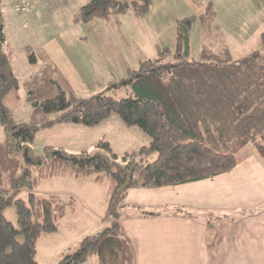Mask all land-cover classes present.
I'll list each match as a JSON object with an SVG mask.
<instances>
[{
	"label": "trees",
	"instance_id": "16d2710c",
	"mask_svg": "<svg viewBox=\"0 0 264 264\" xmlns=\"http://www.w3.org/2000/svg\"><path fill=\"white\" fill-rule=\"evenodd\" d=\"M152 4L153 0H89L75 17L86 22L96 17L117 18L130 9L144 15ZM5 8V1L0 0V121L7 131L0 142V264H38V238L56 231L68 206L74 204L72 196L36 193L34 187L42 178L67 171L108 181L106 225L85 235L75 250L50 264H92L93 256L98 257L97 264H135V247L121 224L128 215L130 189L216 176L236 167L248 145L264 160V32L261 47L237 59L227 50L215 51L207 45L196 59L190 56L189 37L197 14L177 22V42L185 44V50L172 53L170 47H161L157 56L145 57L138 69H130L128 76L114 84L131 83L135 95L116 98L98 92L83 97L60 89L52 97L34 101L44 111L56 113L48 124L94 125L117 114L124 125H138L149 133L148 144L126 151L117 169L110 155L99 150L70 153L61 146L47 145L45 155H36L31 142L38 126L16 122L4 102L19 82L7 46ZM205 9L198 14L204 21L215 18L211 2ZM97 146L116 156L105 138ZM156 151L157 156L149 159ZM23 189L27 199L17 197ZM12 201L17 225L4 214ZM142 214L158 212L145 209ZM21 233L23 240L18 238Z\"/></svg>",
	"mask_w": 264,
	"mask_h": 264
},
{
	"label": "rangeland",
	"instance_id": "374dc122",
	"mask_svg": "<svg viewBox=\"0 0 264 264\" xmlns=\"http://www.w3.org/2000/svg\"><path fill=\"white\" fill-rule=\"evenodd\" d=\"M31 1L32 6L28 12L22 13L16 0L5 11L7 46L19 81L17 88L4 97L5 104L11 110L16 122H29L38 126L31 142V148L36 155H45L47 145L61 146L70 153L84 149L95 153L99 150L110 155L115 161L113 168L117 169V163H123L122 156L126 151L138 149L150 142L149 133L138 125H124L117 114L94 125L63 121H53L48 124L46 122L55 118L56 113L44 111L42 106L35 104L34 101L52 97L60 89H66L83 97L98 92H104L116 98L135 95L131 83L114 84L128 76L130 69H138L145 57L158 55V51L154 52L152 48L155 41H162L161 44L170 47L172 53L185 50V44L177 42V27L170 26L166 10L158 4L159 0H153L150 11L144 15H132L134 12L130 9L126 13L119 14L117 18L96 17L88 22L74 18L72 13L76 9H69L70 6L67 5L75 3V0ZM179 1L175 0L178 7H181ZM212 1L220 2L227 13H230L229 10L232 13L238 11L240 16L248 17L249 20L245 21L243 26H249L251 30L264 21V0ZM84 3L87 1L85 0ZM191 7L193 11L190 12L192 13L190 16L197 14V17L190 26L189 52L191 57L198 59L201 58L204 45L219 51L222 42L216 39L215 27L201 26V16L198 14L206 10L205 6H202L201 2H194ZM250 11L256 12L252 15ZM135 16L137 19L134 18ZM247 31L244 30L243 34L246 35ZM239 33L238 30L234 35ZM234 44L230 48L232 56L246 55L250 49L252 51L258 47L254 43L236 46L238 42L234 41ZM227 49L229 50L228 47ZM122 55L126 57V62ZM6 135V127L0 121V142ZM100 138L110 142L116 156L111 155L103 147L97 146ZM251 148L252 146L248 145L243 151V153L246 152L245 157H249L253 152ZM156 156L157 151L149 155V159ZM253 161L251 156L246 164L249 165ZM208 184L210 187L206 199L210 202L213 197L211 186L217 184V181L213 180ZM172 186H180L182 189L185 184L130 189L125 211L131 214L139 210L138 201L140 204L144 203L142 205L148 209L159 210L163 206L165 208L174 205L176 199H187L185 195L174 196ZM107 190L108 181H95L92 175L76 178L74 174L67 171L42 178L36 184L34 191L38 194L47 195L56 192L65 198L71 195L74 198V204L68 206L59 228L54 232L44 233L38 238L36 255L38 264L57 263L64 253L75 250L85 235L96 233L106 225L107 222L103 218L108 205ZM140 190L149 191H144L146 194L140 195ZM225 192L234 195V200L229 204L247 203L249 201L246 199L247 196L252 194L251 192L242 194L239 187H233L232 191ZM27 195V190L23 189L18 192L17 197L27 199ZM253 205L251 204L250 207ZM242 207H236L235 211L243 209ZM232 210L234 209L228 211ZM204 213L206 231L211 214H213L211 225H222L218 221L221 214L208 210ZM236 213L223 214V217L227 215L228 217L222 222L230 226L237 220L234 219L237 217ZM246 213L247 211H242L239 216L242 217ZM4 214L14 224H18L14 201L5 208ZM221 230L223 231V228ZM18 238L23 240V234H19ZM97 261L98 257L94 256L91 263L94 264Z\"/></svg>",
	"mask_w": 264,
	"mask_h": 264
},
{
	"label": "crops",
	"instance_id": "0c3cea01",
	"mask_svg": "<svg viewBox=\"0 0 264 264\" xmlns=\"http://www.w3.org/2000/svg\"><path fill=\"white\" fill-rule=\"evenodd\" d=\"M4 1L6 8H9L15 0ZM84 1L75 0V3L67 5L70 6L69 9H76L73 13L71 11L70 13L76 16ZM196 1H200L202 6H206L211 2L215 9V18L211 17L209 20L204 21L202 17L200 23L201 26L216 28V39L222 42L219 51L227 50L232 56L230 48L233 46L234 41L238 42L236 46L254 43L258 46L255 49L261 47L264 21L260 26H256L254 30H251L248 28L249 26H243L249 18L243 15L240 16L241 14L238 11L232 13L229 10L230 13H227L220 2L213 3L212 0ZM247 1L251 2L252 0ZM180 3L181 7H178L175 0L158 1V4L166 10L167 21L170 26L177 27L179 19L190 17V14H192L190 12L193 11L191 7L193 0H189V2L181 0ZM255 12L250 11V14L254 15ZM132 15L136 14L133 13ZM74 18L76 19V17ZM134 18L137 19L136 16ZM154 20L157 23L155 18ZM238 30L240 33L234 35ZM244 30H248L246 35L243 34ZM138 38L140 41V36ZM161 42L155 41L152 45L154 52H159L161 47H165ZM136 46H139V44H136ZM255 49H252V51ZM249 52H251V49ZM233 56L234 59L241 57V55ZM121 57L126 62V57L124 55ZM245 154L236 167L224 173L196 182L171 184H185L182 189H180V186H172L174 196L185 195L187 198L176 199L173 203L176 206L170 205L172 207L167 206L165 208L163 206L162 209L154 210L158 214L145 215L142 214L143 210L153 209L144 207L142 205L144 203L140 204V201H138L139 210L131 214L126 210L128 215L122 217L121 224L125 236L135 247V264H264V160L257 151L251 152L249 157H245ZM251 156L254 161L247 165L246 161ZM75 177L78 178L76 175ZM213 180H216L217 184L211 186L213 197L212 201L209 202L206 199V194L210 187L208 183ZM233 187H239L242 194L251 192L252 194L246 198L249 201L247 203L233 202L229 204L234 200V195L227 194L225 191H232ZM144 191L149 190H140V195L146 194ZM71 196L73 197V195ZM127 198H129V195ZM138 198L140 199V197ZM251 204L254 205L250 207ZM238 206H243V209L235 211ZM178 208H183V211H176ZM229 209L234 210L228 211ZM207 210L221 214L218 221L222 224L211 225V220H213V214H211V220L207 221L209 223L208 233L204 213ZM242 211H247V213L240 217L239 213ZM185 212L187 213L185 214ZM235 212H237V217L234 219L237 220L231 223L230 226L222 222L228 217V215L223 217V214H235ZM222 226H225L224 231L216 232L219 228H223ZM218 233L222 234L221 238H219ZM92 258L90 261H92Z\"/></svg>",
	"mask_w": 264,
	"mask_h": 264
},
{
	"label": "built area",
	"instance_id": "2783aa9c",
	"mask_svg": "<svg viewBox=\"0 0 264 264\" xmlns=\"http://www.w3.org/2000/svg\"><path fill=\"white\" fill-rule=\"evenodd\" d=\"M22 13L28 12L32 6L31 0H16Z\"/></svg>",
	"mask_w": 264,
	"mask_h": 264
}]
</instances>
